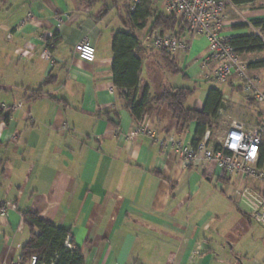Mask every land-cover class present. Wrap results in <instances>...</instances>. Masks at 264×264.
Listing matches in <instances>:
<instances>
[{"label": "crops", "instance_id": "crops-1", "mask_svg": "<svg viewBox=\"0 0 264 264\" xmlns=\"http://www.w3.org/2000/svg\"><path fill=\"white\" fill-rule=\"evenodd\" d=\"M167 1H154L153 9L175 17ZM7 4L0 11V104L23 107L0 122V203L17 207L0 217V264H19L30 237L27 212L69 230L84 264H264L250 252L258 224L235 194L245 180L223 181L213 163L185 167L161 145L169 136L191 144L196 124L180 133L162 112L148 116L153 138L136 134L138 124L112 74L113 37L128 30L126 1ZM257 22H264V0L233 3L223 33L264 36ZM149 32L150 25L135 31L140 40ZM82 41L95 46V62L78 57L75 47ZM144 48L140 89L148 86L154 97L175 86L179 75L171 74L160 51ZM207 48L198 36L189 51L172 56L197 88L186 107L202 110L209 88L216 87L224 102L246 103L251 116L264 119V105L253 110L237 78L219 86L201 80L198 62ZM46 50L51 59L43 58ZM240 55L264 92V49Z\"/></svg>", "mask_w": 264, "mask_h": 264}, {"label": "built area", "instance_id": "built-area-1", "mask_svg": "<svg viewBox=\"0 0 264 264\" xmlns=\"http://www.w3.org/2000/svg\"><path fill=\"white\" fill-rule=\"evenodd\" d=\"M127 1L131 10H134L142 0ZM231 4L232 0H168L166 9L177 19L185 21L188 35L178 37L156 29L144 37V45L174 55L180 51H189L195 38L203 36L208 42V48L198 62L199 77L204 82L220 85H228L235 77L241 83L247 100L264 105V92L260 89L259 81L250 76L247 63L241 59L230 38L223 33L226 9ZM260 37L264 43V36ZM75 50L81 60L95 62L96 48L89 41L78 43ZM42 56L51 59V52L46 50ZM22 107L17 104H0V113L11 114ZM0 122H3L1 117ZM149 127L148 116H145L136 134H146L153 138L155 134L149 131ZM211 135L212 132L208 130L196 146L184 145L175 136L161 140V145L175 152L185 167L213 163L220 168L221 176L244 179L246 183L235 191L236 197L247 207L248 218L264 229V124L249 128L243 122L233 120L216 142L220 146L218 149L211 143ZM16 209L14 204L0 203V217H6ZM66 246L74 247L70 236ZM36 262L34 257L30 264Z\"/></svg>", "mask_w": 264, "mask_h": 264}, {"label": "trees", "instance_id": "trees-1", "mask_svg": "<svg viewBox=\"0 0 264 264\" xmlns=\"http://www.w3.org/2000/svg\"><path fill=\"white\" fill-rule=\"evenodd\" d=\"M115 0H78L82 5L94 6L99 3ZM254 0H232L233 3H250ZM152 0H142L134 10L125 4V18L123 22L128 30L115 33L113 37V63L112 74L115 88L120 92L126 102L130 113L137 124H141L145 116L155 117L165 112L175 123L180 133L188 131L192 123L196 124L195 136L192 145L196 146L210 130L212 133L218 129L217 118L224 105L223 93L216 87L209 88L202 110L196 107H186L187 100L196 93V87L164 86L152 97L150 88L144 86L140 89L141 72L144 65L142 53L145 51L144 41L136 35V30L145 29L150 25V32L158 30L162 33H172L178 37L188 35L185 21L176 20L175 17L158 14L153 9ZM256 27L264 31V22H257ZM57 41V40H56ZM55 37L48 41V48L52 50L56 44ZM230 42L239 53L244 50L254 52L264 49V43L258 36H242L230 38ZM168 70L173 75H183L175 63L173 55L160 51ZM259 65H264L260 63ZM249 67V66H248ZM48 79L46 83H48ZM242 87V86H241ZM252 105L253 101L248 100ZM256 104V103H255ZM2 121H8L10 114L0 113ZM220 146L215 143L214 148ZM223 181L227 178L221 176ZM26 222L30 228V237L21 252L19 264H30L37 259L36 264H84L83 256L77 247L66 246L70 231L58 227L52 222L42 219L39 215L27 212Z\"/></svg>", "mask_w": 264, "mask_h": 264}, {"label": "rangeland", "instance_id": "rangeland-1", "mask_svg": "<svg viewBox=\"0 0 264 264\" xmlns=\"http://www.w3.org/2000/svg\"><path fill=\"white\" fill-rule=\"evenodd\" d=\"M8 1L9 0H0V11L2 9H5V6L8 5L7 4ZM125 1L129 5V2L127 0ZM125 12L126 11L124 10V13ZM2 17L3 16H1L0 14V22L2 21ZM198 74H199V69H198ZM174 84L175 86H178V87H189V88L194 87L193 83L188 78L183 77V75H179L178 77H175ZM211 85H214V84H211ZM201 87H202V92H204L205 89L209 88V85L205 84V85H202ZM221 88L223 89V86ZM191 100L192 99H190V101ZM255 103H253L252 105L250 104V105L252 109L256 111L257 109L259 110V108H257L256 106L257 104ZM245 104L246 103L241 104V103H238L237 101L234 102L232 100H225L223 108L220 111L219 116L217 118V123L219 127L211 135L212 144H215L216 142H218V139L221 138L225 134L226 130L229 128L233 120L243 122L249 128H255V127L263 125L262 123L264 122V119L255 118V116L253 115L251 116L249 114L250 111L247 109L249 107H247L246 106L247 104L246 105ZM239 206L244 212H247V209L244 205H239ZM253 230L256 232V239L254 240V243L252 244V250L250 252L252 255H254L255 253H258V255H260V258L264 259V229L261 226L254 224Z\"/></svg>", "mask_w": 264, "mask_h": 264}]
</instances>
